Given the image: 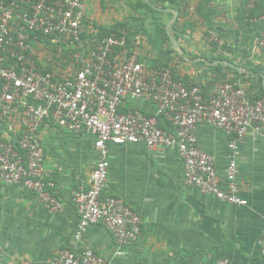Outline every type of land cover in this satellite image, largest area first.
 <instances>
[{
  "label": "crops",
  "instance_id": "1",
  "mask_svg": "<svg viewBox=\"0 0 264 264\" xmlns=\"http://www.w3.org/2000/svg\"><path fill=\"white\" fill-rule=\"evenodd\" d=\"M258 4L257 11L264 13V0ZM246 5L247 0H89L82 30L89 41L101 30L125 36L149 74L170 69L176 80L199 87L205 98L217 81L237 83L258 98L264 97V50L255 45L260 27L249 21ZM33 48L41 64L56 74L68 69V52L40 42ZM46 52L66 57L55 65ZM124 54L118 52L115 61ZM124 109L156 113L145 99L129 100ZM14 125L16 132L10 133L0 118V144H16L21 119ZM40 137L46 177L55 184L61 209L51 213L28 190L0 181V264H52L65 248H90L107 264H215L221 259L264 264L259 247L264 233L263 137L249 134L236 157L239 194L248 200L244 207L186 187L183 163L172 151H152L144 144L110 146L105 195L122 198L142 220L140 240L124 248L102 226H92L83 240H74L78 213L72 192L90 180L98 160L94 137L50 119ZM197 137L226 186L232 155L228 138L209 125H201Z\"/></svg>",
  "mask_w": 264,
  "mask_h": 264
},
{
  "label": "built area",
  "instance_id": "2",
  "mask_svg": "<svg viewBox=\"0 0 264 264\" xmlns=\"http://www.w3.org/2000/svg\"><path fill=\"white\" fill-rule=\"evenodd\" d=\"M89 0H0V118L15 133L16 144H0V181L26 189L51 213L61 203L45 172L41 127L47 119L72 132L94 137L98 160L87 185L72 192L78 213L75 242L92 226H102L120 247L135 245L142 234L139 213L115 195H105L110 146L144 144L149 150L174 152L183 163V183L232 206H247L239 194L236 160L249 134L264 138V97H252L242 86L217 81L205 98L197 86L176 80L170 69L149 74L125 36L96 33L83 37ZM259 0H248L254 11ZM254 22L264 23V13ZM34 42L68 52L69 67L58 75L41 64ZM264 50V30L255 38ZM124 54L120 62L114 57ZM150 100L156 113L125 110L129 100ZM162 124H164L162 126ZM212 126L228 138L232 151L222 186L214 158L199 144L197 130ZM264 257V233L259 240ZM52 264H107L92 249L59 251ZM215 264H231L221 259Z\"/></svg>",
  "mask_w": 264,
  "mask_h": 264
},
{
  "label": "trees",
  "instance_id": "3",
  "mask_svg": "<svg viewBox=\"0 0 264 264\" xmlns=\"http://www.w3.org/2000/svg\"><path fill=\"white\" fill-rule=\"evenodd\" d=\"M35 1V0H34ZM259 3V2H258ZM257 3V8L254 10V11H249L248 9H247V12L249 13L248 15H249V21H252V20H254V19H258L257 17L260 15V13L257 11L258 10V6H259V4ZM247 4H248V0H247ZM246 8H247V5H246ZM256 24H258L259 25V27H260V29H259V32L260 31H263L264 30V23H262V22H256ZM259 32H258V34H259ZM109 33H113V31H107V32H104V30H101V34H103V35H107V34H109ZM87 35H85V33L83 34V37H86ZM129 42H130V40H129ZM173 74V73H172ZM173 76H174V74H173ZM174 78H175V76H174ZM176 79V78H175Z\"/></svg>",
  "mask_w": 264,
  "mask_h": 264
},
{
  "label": "rangeland",
  "instance_id": "4",
  "mask_svg": "<svg viewBox=\"0 0 264 264\" xmlns=\"http://www.w3.org/2000/svg\"><path fill=\"white\" fill-rule=\"evenodd\" d=\"M110 32V30H109ZM46 57H50V60L57 65L60 62V58L66 57V54H59V53H47L45 54Z\"/></svg>",
  "mask_w": 264,
  "mask_h": 264
},
{
  "label": "water",
  "instance_id": "5",
  "mask_svg": "<svg viewBox=\"0 0 264 264\" xmlns=\"http://www.w3.org/2000/svg\"><path fill=\"white\" fill-rule=\"evenodd\" d=\"M173 12H174V13H177L176 11H173ZM175 20H176V18H175ZM169 36H170L171 40L173 41V43H174V44H177L176 41H175V39H174L171 35H169Z\"/></svg>",
  "mask_w": 264,
  "mask_h": 264
}]
</instances>
